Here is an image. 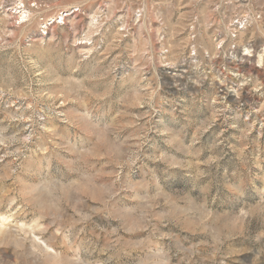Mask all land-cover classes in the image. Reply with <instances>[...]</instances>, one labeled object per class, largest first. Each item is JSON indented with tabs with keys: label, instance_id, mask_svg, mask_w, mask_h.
Returning a JSON list of instances; mask_svg holds the SVG:
<instances>
[{
	"label": "rangeland",
	"instance_id": "374dc122",
	"mask_svg": "<svg viewBox=\"0 0 264 264\" xmlns=\"http://www.w3.org/2000/svg\"><path fill=\"white\" fill-rule=\"evenodd\" d=\"M0 264H264V0H0Z\"/></svg>",
	"mask_w": 264,
	"mask_h": 264
}]
</instances>
